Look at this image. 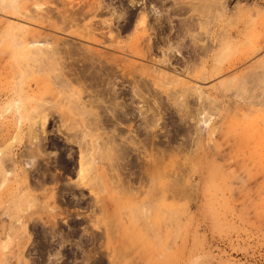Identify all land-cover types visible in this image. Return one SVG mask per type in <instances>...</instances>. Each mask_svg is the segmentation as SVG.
Here are the masks:
<instances>
[{
	"label": "rangeland",
	"instance_id": "1",
	"mask_svg": "<svg viewBox=\"0 0 264 264\" xmlns=\"http://www.w3.org/2000/svg\"><path fill=\"white\" fill-rule=\"evenodd\" d=\"M80 2L0 11V264H264V0H145L139 40L126 0L62 25Z\"/></svg>",
	"mask_w": 264,
	"mask_h": 264
},
{
	"label": "bare ground",
	"instance_id": "2",
	"mask_svg": "<svg viewBox=\"0 0 264 264\" xmlns=\"http://www.w3.org/2000/svg\"><path fill=\"white\" fill-rule=\"evenodd\" d=\"M38 1V0H37ZM40 1V0H39ZM42 1V0H41ZM63 1V0H62ZM69 1H71V0H68V2ZM81 1V0H80ZM33 2V1H32ZM126 2H127V7H129V10L130 11H128V9H126L127 11H125V14L124 15H122L123 14V12H121L120 14L122 15V16H120L119 14H116V15H119V17L121 18V20L123 19V20H125L124 21V23H123V26H122V28H121V31H122V33H123V31H137V30H139L140 31V33H139V35L136 37V40H139V39H141V38H143V37H146V36H148L147 34H148V29H149V27H150V22H149V12H150V14L152 13V15H153V21L155 22V24L156 23H158V21H160L159 19H160V14H159V11L157 10V8L156 7H149L148 9L149 10H147V9H145V8H143V10H141V11H139V12H137L136 14H134V13H132L131 12V10H133L134 8H136V7H139L140 5H143L144 3H145V0H126ZM41 3V2H40ZM50 3V2H49ZM70 3H72V2H70ZM105 3V2H104ZM103 3V0H82V4H81V2H80V4L82 5V6H79V5H76V7H78L77 9L76 8H74L73 9V7H72V5H70V4H68L69 6H70V9L71 10H64V11H61V12H59V14H58V18L60 19V22L62 23V25H64L65 26V24H70L71 26H77V22L79 23V21L80 20H82V19H84L85 20V18H87V17H90L91 19H93V18H95V16H97V14H100V13H102V12H104V11H108L107 10V3L106 4H104ZM29 4V3H28ZM33 4H34V6L35 7H39L40 5H42V4H38V3H34L33 2ZM73 4V3H72ZM76 4V3H75ZM125 4V3H124ZM26 0H0V11L2 12H5L7 15H13V17L14 16H19V17H21L22 19H23V17L25 18V20H41L42 22H44V20L46 21L47 20V18H49L46 14H39V12H38V14L36 13V15H31V14H29V13H31L28 9H27V7H26ZM29 5H31V4H29ZM29 5H28V7H29ZM49 5H51V4H49ZM65 5V4H64ZM111 5H113V4H111ZM44 6V5H43ZM119 6V5H118ZM32 7V6H31ZM49 7V6H48ZM33 8V7H32ZM45 8V7H44ZM62 8V7H61ZM65 8H67V7H65ZM126 8V7H125ZM31 9V8H30ZM34 9V8H33ZM43 9V8H42ZM68 9H69V7H68ZM111 9V8H110ZM41 10V9H40ZM47 10V9H46ZM113 10V9H112ZM29 11V12H28ZM110 11V10H109ZM119 11V10H118ZM33 12V11H32ZM34 12H35V10H34ZM112 11H110V13H111ZM113 12H114V10H113ZM120 12V11H119ZM108 14H109V12H107ZM115 13H116V11H115ZM114 13V14H115ZM118 13V12H117ZM104 14V13H103ZM113 13H111V15L110 16H113L112 15ZM4 15V14H3ZM45 15V16H44ZM50 15V14H49ZM101 15V14H100ZM99 16V15H98ZM45 17V18H44ZM100 17V16H99ZM119 17L117 16V18H118V20H119ZM42 18L44 19V20H42ZM57 18V19H58ZM114 17H111L110 19H113ZM90 19V20H91ZM94 20V19H93ZM117 20V21H118ZM48 21V20H47ZM46 21V22H47ZM95 21V20H94ZM10 22H12V21H10ZM49 22V21H48ZM119 22V21H118ZM4 23V22H3ZM160 23V22H159ZM10 23L8 22V25H9ZM12 24H13V22H12ZM46 24V23H45ZM52 24V23H51ZM111 24H113L112 23V20H109V18L108 19H105V20H101L100 19V21H96V22H89L88 24H85L84 26H83V30L81 31V32H83L84 34H86L87 36H90L91 38H92V40L94 39V37H93V35H95L96 34V32L98 31H100V30H103V29H105L106 30V32L104 31L103 33H107L108 32V34L107 35H109L108 37H110V39H112L113 40V38H117V36H119V35H121L118 31H117V29H116V31H117V33H116V35H113V34H115V33H111ZM8 25H7V27H8ZM69 25V26H70ZM152 25H154L153 23H152ZM50 26V25H49ZM114 26V25H113ZM118 26V25H117ZM10 27H11V29H17V32L19 33V35H17V39L14 37L13 39H15L14 40V42H13V45H16V46H19V47H16L19 51H20V46L23 48V50L24 49H27V48H29V46H32L33 47V49L35 50H33L34 52H35V54H39L40 55V57H43L42 56V54L43 53H45L44 51L47 49V50H49L48 52H46V55L47 54H51L52 53V55L54 54L55 55V53H57V49H52V47L50 46V48L52 49H48L47 48V46H48V44H45L46 45V47H45V45H44V42L42 43V42H39V41H37L36 40V38L37 37H39V34H37L35 31H33V30H31L30 28H28V27H26V25L24 26V25H19V24H14V25H11L10 24ZM54 27V26H53ZM78 27H79V24H78ZM115 27V26H114ZM113 27V28H114ZM154 27V26H153ZM56 28V27H55ZM151 28V27H150ZM10 29V28H9ZM61 29V28H60ZM63 29V28H62ZM119 29H120V25H119ZM155 29H157V28H155ZM4 30V29H3ZM65 30V29H64ZM114 30V29H113ZM73 31V30H72ZM102 33V34H103ZM127 33V32H126ZM6 34V33H5ZM115 40V39H114ZM119 42V41H118ZM52 44V43H51ZM54 44H56V43H54ZM66 44V43H65ZM67 45V44H66ZM123 46V45H122ZM49 47V46H48ZM69 47V46H68ZM148 47V46H147ZM20 48V49H19ZM43 48H46V49H44L43 50ZM80 48V47H79ZM70 50H71V53L73 54V52L74 51H77L75 48H74V46L73 47H71V48H69ZM146 49H149V47L148 48H146ZM15 50V49H14ZM28 50V49H27ZM29 50H30V48H29ZM70 50H69V53H70ZM132 50V49H131ZM130 50V52L131 53H134L133 51H131ZM166 50V49H165ZM22 51V50H21ZM31 51V50H30ZM60 51V50H59ZM84 51V50H83ZM86 51H88V50H86ZM169 51V50H168ZM14 52V51H13ZM78 52V51H77ZM90 52V51H89ZM92 52V51H91ZM148 52V51H147ZM59 53V52H58ZM68 53V52H67ZM94 53V52H93ZM18 54V53H17ZM170 54V53H169ZM38 55V56H39ZM58 55V54H57ZM64 55V54H63ZM68 55V54H67ZM66 55V56H67ZM96 55V54H95ZM48 56V58H49V56H51V55H47ZM86 56V55H85ZM37 57V56H36ZM93 55H91L90 54V56H86V58H85V60H92L93 59ZM98 57V56H97ZM102 57V56H101ZM53 58V56L51 57V59ZM77 58V57H76ZM78 59H79V57H78ZM55 60V59H54ZM58 60H59V58H58ZM83 60V59H82ZM167 60V59H166ZM77 61H79V60H77ZM103 61H104V59H103ZM107 61V60H106ZM160 61V60H159ZM168 61H169V59H168ZM53 62V61H52ZM51 62V63H52ZM55 62V61H54ZM73 62H74V60H73ZM50 63V64H51ZM59 63V62H58ZM61 63H63V62H61ZM60 63V64H61ZM66 63V62H65ZM102 63V62H101ZM105 63V62H104ZM104 63H102V64H104ZM106 63H108V62H106ZM44 64H45V61H44ZM53 64V63H52ZM99 64V63H98ZM56 66H57V64H55ZM63 65V64H62ZM69 65V64H68ZM70 65H71V63H70ZM73 65V64H72ZM71 65V66H72ZM75 65V64H74ZM77 65V64H76ZM99 65H101V64H99ZM119 65V64H118ZM38 66V65H37ZM55 66V67H56ZM67 66V65H66ZM94 66V65H93ZM92 66V67H93ZM107 66V65H106ZM44 67V66H43ZM70 67V66H69ZM96 67V66H95ZM102 67V66H101ZM100 67V68H101ZM38 68V67H37ZM47 68V67H46ZM99 68V69H100ZM103 69H104V67H102ZM42 69V68H41ZM40 69V70H41ZM43 69H45V68H43ZM69 69V68H68ZM107 69V68H106ZM37 70V69H36ZM35 70V71H36ZM47 70V69H46ZM55 70V69H54ZM57 70V69H56ZM55 70V71H56ZM74 70V69H73ZM72 70V71H73ZM111 70H112V68H111ZM110 70V72H112ZM34 71V72H35ZM45 71V70H44ZM71 71V70H70ZM75 71V70H74ZM100 71V70H99ZM104 71V70H103ZM108 71V70H107ZM107 71H105L106 73H108ZM118 71V70H117ZM124 71V70H123ZM122 71V72H123ZM37 72V71H36ZM42 71H40L39 72V74L41 73ZM119 72V71H118ZM121 72V73H122ZM38 73V72H37ZM44 73V72H43ZM75 73V72H74ZM83 73V72H82ZM45 74V73H44ZM50 74H51V72H50ZM48 75V74H47ZM54 75V74H53ZM55 76V75H54ZM114 77V76H113ZM59 78H61V77H59ZM93 78V77H92ZM56 79V78H55ZM61 80V79H60ZM55 81V80H54ZM58 81V80H57ZM66 81V80H65ZM101 81H102V79H101ZM98 82V81H97ZM104 82V81H103ZM105 82H106V80H105ZM114 82V81H113ZM57 83V82H56ZM63 84V83H62ZM115 95V94H114ZM116 96V95H115ZM101 97V96H100ZM117 97V96H116ZM96 100V99H95ZM115 100V99H114ZM117 100V99H116ZM105 101V100H104ZM80 102V101H79ZM81 102H83V101H81ZM84 103V102H83ZM16 105V104H15ZM80 106V105H79ZM78 106V107H79ZM85 106V105H84ZM83 106V107H84ZM81 107V106H80ZM79 107V108H80ZM82 107V108H83ZM78 108V109H79ZM85 110V109H84ZM81 111H82V109H81ZM106 111V110H105ZM114 114V113H113ZM263 114V113H262ZM261 114V115H262ZM116 115V114H115ZM40 117V116H39ZM112 117V116H111ZM118 117V116H117ZM262 117V119H264V114H263V116H261ZM116 118V117H115ZM114 118V119H115ZM40 119H42V118H40ZM112 119V118H111ZM40 121H42L41 122V127H43L44 126V124H45V122H46V117H43V119L42 120H40ZM44 128H41V130H43ZM44 131V130H43ZM44 133V132H43ZM42 133V134H43ZM84 137V136H83ZM112 139V138H111ZM81 141V140H80ZM84 141V140H83ZM85 144V143H84ZM81 148V147H80ZM85 148V147H84ZM87 148V147H86ZM86 150V149H85ZM86 152V151H85ZM101 152V151H100ZM103 152V151H102ZM83 150L81 151V150H79V156H78V169H77V171H78V175L79 174H81L80 176H83L82 175V173L85 171V173H86V170H85V162H87L84 158H83ZM85 155H87V154H85ZM99 156V155H98ZM85 157V156H84ZM100 157V156H99ZM86 158V157H85ZM93 160V159H92ZM89 161V160H88ZM93 162V161H92ZM87 164V163H86ZM90 164V163H89ZM83 166H85V167H83ZM91 172V171H90ZM85 173H83V174H85ZM89 173H87V174H85V175H88ZM91 174V173H90ZM85 175H84V178L83 179H85L86 177H85ZM79 177V176H78ZM81 180H82V178H81ZM83 181V180H82ZM83 183V182H82Z\"/></svg>",
	"mask_w": 264,
	"mask_h": 264
}]
</instances>
